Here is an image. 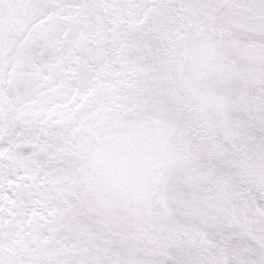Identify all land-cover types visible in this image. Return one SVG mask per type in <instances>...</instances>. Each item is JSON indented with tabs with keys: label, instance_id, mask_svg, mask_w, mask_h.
Wrapping results in <instances>:
<instances>
[{
	"label": "snow or ice",
	"instance_id": "1",
	"mask_svg": "<svg viewBox=\"0 0 264 264\" xmlns=\"http://www.w3.org/2000/svg\"><path fill=\"white\" fill-rule=\"evenodd\" d=\"M0 264H264V0H0Z\"/></svg>",
	"mask_w": 264,
	"mask_h": 264
}]
</instances>
